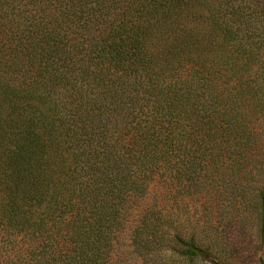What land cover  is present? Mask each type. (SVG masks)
I'll return each instance as SVG.
<instances>
[{
    "label": "trees",
    "instance_id": "16d2710c",
    "mask_svg": "<svg viewBox=\"0 0 264 264\" xmlns=\"http://www.w3.org/2000/svg\"><path fill=\"white\" fill-rule=\"evenodd\" d=\"M157 187L146 264H219L167 200L264 238V0H0V264H130Z\"/></svg>",
    "mask_w": 264,
    "mask_h": 264
},
{
    "label": "rangeland",
    "instance_id": "374dc122",
    "mask_svg": "<svg viewBox=\"0 0 264 264\" xmlns=\"http://www.w3.org/2000/svg\"><path fill=\"white\" fill-rule=\"evenodd\" d=\"M154 189L134 208L119 240V250L116 254L123 252V257L129 259L130 264H146L141 258L133 255L129 244L131 232L138 224L139 218L145 212L154 210L153 206L162 191L159 187ZM157 210L167 216L176 232L182 230L187 238L193 234L195 243L207 250L210 257L216 259L219 264H264V238L259 233L262 222L256 217L241 214L239 222L234 224L226 215L229 210L223 207V203L214 202L201 206V203H193L187 199L181 203L167 200L161 203ZM220 213L222 217H216V214ZM206 215L207 219L204 217ZM173 234L174 231L170 236ZM176 249L181 247L176 245ZM160 258L162 263L157 264H209L200 260L190 262L170 250L162 252Z\"/></svg>",
    "mask_w": 264,
    "mask_h": 264
}]
</instances>
